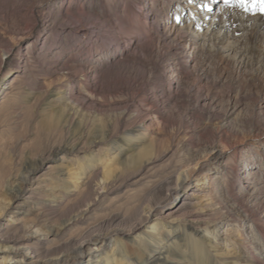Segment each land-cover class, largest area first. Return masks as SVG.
Returning a JSON list of instances; mask_svg holds the SVG:
<instances>
[{
	"label": "rangeland",
	"instance_id": "rangeland-1",
	"mask_svg": "<svg viewBox=\"0 0 264 264\" xmlns=\"http://www.w3.org/2000/svg\"><path fill=\"white\" fill-rule=\"evenodd\" d=\"M62 1L0 0V102H4L0 109V224L23 226L27 235L33 233L38 240L47 237L49 242L47 230H56L62 220L37 222L36 208L28 205L23 192L39 178L46 193L57 190L58 202H70L81 180L71 181L66 171L74 167L83 179L91 177L95 167L99 176L92 185L100 198L89 215L91 220L72 232L119 213L133 226L117 239L138 245V251L128 253L130 260L142 261L148 253L147 244H139L142 238L162 248L171 246L176 258L170 260L175 264H264V40L252 45L256 46L252 50L240 48V57L231 53L222 61L211 42L220 37L218 30L206 34L212 38L205 39V46L180 38L181 31L192 37L195 30L187 4L105 0L102 5V0H71L78 7L90 4L92 11L98 7L122 16L131 14L135 26L128 34L129 51L145 57L143 76L138 66L131 67L138 74L134 88H124L122 75L113 71L104 91L91 93L88 85L79 87L66 79V72L55 77L50 73L53 66L36 63V42L47 34L42 14L56 11ZM8 2L18 9L14 16L3 12ZM228 8L242 16L240 8ZM67 20L57 21L53 35L55 45L60 42L62 48L58 54L70 58V48L78 46L87 28L77 29ZM242 25L234 24L233 30L240 31ZM243 35L234 33L225 45ZM6 87L10 88L3 98ZM76 143L85 148L83 153L70 154L68 149ZM131 162L134 165L124 168ZM31 166L35 171L30 183L15 199L9 191ZM181 179L189 186L182 193H201L193 201L196 221L191 224L185 218H166L182 197L176 194L165 200L166 186ZM246 181L252 187L249 190ZM105 185L109 191L103 193ZM89 199L76 205L69 217L79 215ZM151 211L143 224L140 216ZM99 234L82 246L84 255L97 249L109 251L111 242ZM46 243L32 239L28 246L40 250ZM20 256L13 254L9 264H22ZM33 259L25 255L23 262ZM0 264H4L1 259Z\"/></svg>",
	"mask_w": 264,
	"mask_h": 264
},
{
	"label": "bare ground",
	"instance_id": "bare-ground-1",
	"mask_svg": "<svg viewBox=\"0 0 264 264\" xmlns=\"http://www.w3.org/2000/svg\"><path fill=\"white\" fill-rule=\"evenodd\" d=\"M176 1L179 6H181V4H187L186 7L189 9L195 22V30L192 37L188 36L187 32L181 31L180 38H182V40H190L191 44L195 46L196 43L199 42H202L203 46H205V39L209 40L212 38H208L206 34L209 33V35H212L215 30H218L217 32L220 33V37H217L216 39L213 38L214 40H211V42L213 41L212 43H214L213 45L216 50L221 52L220 55L222 61L227 59L231 53H234V56L238 55L240 57L242 54V49L240 48L252 50L256 47L252 45L259 44L264 40V15L257 13V16H254L251 12H244L241 10L240 14H242V16L240 15L239 17V15H236L238 14L237 11L235 13L233 9L221 7V4H224V0L218 1L219 4L217 3V8H215L216 0ZM103 4H105V0H102V5ZM2 9L8 16H14L17 14L18 10L16 5L10 4V2L6 3ZM99 9L100 8L97 7V9L92 11L90 4L84 5L82 3L78 7L77 4L72 5L71 0H63L56 11L50 10L44 12L42 14L44 23L43 29L47 34L41 42H36V63L40 66L45 65L46 68H48L49 65H51L50 67L53 66L50 73L52 75L54 74L55 77H57L60 72H62L61 76L63 75V72H66V79L73 82V84H77L79 87L82 85H88V90L91 91V93H102L105 88L104 82L107 80V76L111 75L113 71L119 73L120 76L122 75L124 79L122 86L124 88H134L137 83L138 74L135 71L131 72V67L134 68V66H138L141 73V69H144L145 67L143 64V59L145 57L143 58L141 55H135V50L129 51L130 39H128V34L135 26L132 22L133 16L127 13L122 16L119 15L118 12H110L108 9L101 11ZM250 15H253L254 17H251ZM63 19H68V24H72L74 27H77V29L81 27L83 28L84 26L87 28L86 32L78 39V46L76 48H70L69 51L70 53L72 52L70 58L64 57L63 54H58L62 50L61 45L59 44L60 42L57 46L54 43L55 38L53 34L55 33L56 23ZM238 23L243 24L241 30H233L234 24ZM228 31L229 34L227 35ZM236 32H243L245 35L241 38L235 39L234 44L232 42L230 45H225L226 38L232 37ZM222 44H224L223 47L221 46ZM38 55H43L42 59L38 58ZM50 58H53V60L56 61L52 63V59L48 60ZM103 58L105 60L104 65L102 64ZM24 59L27 60L26 57H23V60ZM71 64H75V66ZM142 74L143 72L141 75ZM13 83H15L14 80L11 84ZM9 88L10 87L3 88L5 90L2 94L4 95L3 98L8 95L7 90H9ZM3 103V101L0 102L1 110L3 109ZM92 145L93 144L89 147ZM62 149L64 148H60L59 150ZM84 149L85 148L76 143L73 144L68 151L70 154L74 155L76 153H83L82 151H84ZM61 162L67 163V160L62 158ZM132 165H134V162L124 165V168H129ZM68 167L69 166L66 168L64 167V169H67ZM34 168L35 166L29 167L26 176H24L16 186L9 191L14 194L13 196L15 199L21 197L22 192L26 188V184L30 183V177L35 171ZM74 170H76L74 167L68 169L66 175L71 181H75V183L79 182V180H81V182L80 187H75L76 192L71 196L75 198L70 202L64 199L62 202H58L57 199L61 198V196L55 194V191L57 190H55L54 193H46L48 192V189L44 187L45 184L42 185L39 178L35 180L36 182L30 186L28 191L23 192L26 194L25 200L28 205L36 208L38 216L37 222L47 224L50 221L62 220V222L56 230H47V236H51L49 242L47 237L45 240H38L37 237H32L33 233L27 235L22 231L23 226L9 224L2 226L0 224V250H3V255L0 259L4 261V264H9L13 260V254L15 255L16 253L21 254L20 257L22 264H24L23 257L25 255L29 258H34V262L32 261L27 264H175L170 260L176 258L171 246L162 248L159 245H155V243H147L143 241L142 238H140L139 244H147L145 246H148V253L142 261L136 262L130 260L127 256L128 253L138 251V245L135 244L136 242H133L128 246L124 244L123 241L117 239L119 234L125 233L126 229L131 230V227L133 226L129 218L119 213H110L105 218H101L92 224L87 225L82 230L72 232L73 228L78 224L88 223L91 220L89 215L94 212L96 201L100 198L99 194L95 192L96 189L94 191L92 185L99 176V174L96 173L97 169L93 167L91 171L92 176L85 177L86 179L83 178L84 180L81 179L79 174H76ZM62 172H64V170L58 172L60 173L57 175L58 180L62 177ZM104 175L109 176L110 172L107 174L103 173L101 176ZM117 179L118 178L115 180ZM168 179H170V177H168ZM170 182L171 180L167 181V183ZM245 183V188H247V190L252 188L248 185V181ZM107 186L108 185H105L103 187V193H106L107 190L109 191ZM166 187L165 200H169L176 194L182 196L178 206H175L169 213H167L166 218L180 220L185 218L187 223L190 224L195 222L196 212L193 210V201L201 196V193L197 190L182 193L189 187L188 181L185 179H181L175 184ZM49 190H52V188ZM92 195H94L95 198L89 199ZM87 199H89V202L87 206L82 209L81 213L75 217H69L75 209V206L82 204ZM64 205L66 206L64 207ZM151 215L152 211L149 212L148 215L143 216V218L140 216L139 220H141L143 224H146ZM261 215L264 220V212H262ZM134 217H137V214H135ZM154 227L157 228V224H155ZM96 234L103 236L102 238L111 242L109 251L103 252L102 250L97 249L95 250V254L90 253L84 255L80 249L86 243L90 241L92 242L94 239L93 237ZM32 239L33 241L42 242H46L47 240V243L44 244L46 246L40 250H36L35 248L32 250L28 246V242ZM51 240H55L58 243H51L50 245ZM20 250L23 252L19 253ZM13 258H16V256ZM258 263L262 264L260 261H258Z\"/></svg>",
	"mask_w": 264,
	"mask_h": 264
},
{
	"label": "snow or ice",
	"instance_id": "snow-or-ice-1",
	"mask_svg": "<svg viewBox=\"0 0 264 264\" xmlns=\"http://www.w3.org/2000/svg\"><path fill=\"white\" fill-rule=\"evenodd\" d=\"M224 4L226 7H237L253 15H264V0H224Z\"/></svg>",
	"mask_w": 264,
	"mask_h": 264
}]
</instances>
